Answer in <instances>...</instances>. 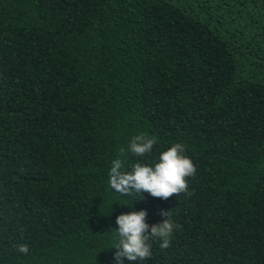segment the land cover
Listing matches in <instances>:
<instances>
[{
  "label": "trees",
  "instance_id": "trees-1",
  "mask_svg": "<svg viewBox=\"0 0 264 264\" xmlns=\"http://www.w3.org/2000/svg\"><path fill=\"white\" fill-rule=\"evenodd\" d=\"M174 143L190 195L112 189ZM140 210L179 227L123 264H264V0H0V264H117Z\"/></svg>",
  "mask_w": 264,
  "mask_h": 264
},
{
  "label": "clouds",
  "instance_id": "clouds-1",
  "mask_svg": "<svg viewBox=\"0 0 264 264\" xmlns=\"http://www.w3.org/2000/svg\"><path fill=\"white\" fill-rule=\"evenodd\" d=\"M156 143L155 137L146 134L134 136L130 142L129 150L137 155L144 156L150 153ZM124 149L119 150L120 155ZM122 160L117 158L112 161L109 172V183L112 189L122 195H129L132 192L142 194L147 192L155 198L164 200L173 195L189 193L187 178L195 175L197 169L187 155L185 146L181 143H174L166 151H163L155 165L136 163L129 172H122ZM171 210L162 211L161 215L167 217L162 223L149 225L146 222L147 211H133L124 213L116 218L118 234L120 237L115 253L117 264H123L124 259L128 261L145 260L152 256L151 245L148 241L151 238L162 240L160 247L167 249L170 246V237L174 230L179 227L171 219ZM150 229V231H149ZM17 251L28 253L26 244H20Z\"/></svg>",
  "mask_w": 264,
  "mask_h": 264
}]
</instances>
